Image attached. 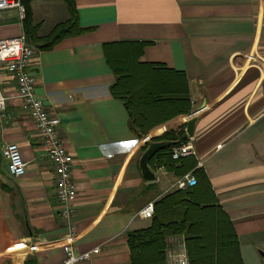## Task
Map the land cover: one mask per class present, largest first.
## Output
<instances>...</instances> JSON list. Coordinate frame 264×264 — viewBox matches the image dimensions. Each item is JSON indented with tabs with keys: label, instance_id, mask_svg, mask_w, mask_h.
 <instances>
[{
	"label": "crops",
	"instance_id": "crops-1",
	"mask_svg": "<svg viewBox=\"0 0 264 264\" xmlns=\"http://www.w3.org/2000/svg\"><path fill=\"white\" fill-rule=\"evenodd\" d=\"M74 4L88 30L52 49L37 48L32 69L37 96L60 119V134L74 157V248H101L85 264H131L127 233L152 224L153 216L143 218L140 210L177 190L173 184L181 176L179 164L177 173L152 157L156 178L147 180L140 158L167 130L186 131L193 116V158L196 165L203 162L197 198L214 204L232 224L239 264H264V0ZM31 6L40 36L70 17L65 0H32ZM22 31L17 9L0 11V38ZM123 41L145 43L140 61L183 71L191 99L188 114L153 126L141 138L130 128L124 102L110 91L115 74L106 45ZM0 86L10 96L7 116L0 112V264H63L68 222L58 215L62 205L50 160L4 69ZM11 142L27 162L22 177L11 175L2 152Z\"/></svg>",
	"mask_w": 264,
	"mask_h": 264
},
{
	"label": "trees",
	"instance_id": "trees-1",
	"mask_svg": "<svg viewBox=\"0 0 264 264\" xmlns=\"http://www.w3.org/2000/svg\"><path fill=\"white\" fill-rule=\"evenodd\" d=\"M32 0H22L26 9L23 28L27 41L41 50L54 48L62 39L88 30L79 24L74 0H65L70 17L52 31L40 36L41 23L34 22ZM144 42L107 43L106 52L112 64L115 81L111 94L121 99L129 115L132 132L137 138L146 135L160 123L191 111L186 75L162 64L140 61ZM185 127L167 130L155 140L185 141ZM173 145L158 150L153 158L179 174L193 170V156L172 158ZM199 169L193 173L198 176ZM198 179V177H197ZM198 183L186 190H175L155 201L152 224L127 233L131 264H166V240L184 234L190 264H239L237 240L232 224L214 204H203L198 198Z\"/></svg>",
	"mask_w": 264,
	"mask_h": 264
},
{
	"label": "built area",
	"instance_id": "built-area-1",
	"mask_svg": "<svg viewBox=\"0 0 264 264\" xmlns=\"http://www.w3.org/2000/svg\"><path fill=\"white\" fill-rule=\"evenodd\" d=\"M17 9L19 17L23 20L26 16L25 5L22 0H0V11ZM37 48L27 41L25 32L10 38H0V64L3 69L15 81V96L22 105L31 113L32 119L40 133L46 154L50 160L55 177L56 197L62 208L58 215L68 222V231L65 234L63 249L65 257L63 264H85L93 255L100 253L99 246L91 250L78 252L74 248V241L78 235V225L74 221L75 206L73 199L77 194L76 183L72 169L74 157L67 149L59 131L60 119L51 112L44 101L37 96V76L32 69V59ZM10 96L5 94L0 86V112L7 116V103ZM221 144L218 145V148ZM3 155L8 159V169L11 175L22 177L27 171V162L17 143L11 142L4 146ZM172 158L179 160L184 157L196 156L197 152L193 143V137L189 136L185 141H178L173 145ZM203 165L198 161L196 168ZM197 176L193 170L178 177L173 184L177 190H186L196 186ZM155 212V202H149L143 207L139 215L143 218H151ZM167 247L168 264H190L189 255L183 234L171 236Z\"/></svg>",
	"mask_w": 264,
	"mask_h": 264
},
{
	"label": "water",
	"instance_id": "water-1",
	"mask_svg": "<svg viewBox=\"0 0 264 264\" xmlns=\"http://www.w3.org/2000/svg\"><path fill=\"white\" fill-rule=\"evenodd\" d=\"M198 118L196 116L191 117L187 123H186V132L189 136H192L195 130V124L197 122ZM177 141H168V140H162V141H151L149 142L147 148L143 152L141 158H140V169L142 171L143 176L147 180H154L155 174L151 171L149 167V160L155 155V153L167 146L174 145Z\"/></svg>",
	"mask_w": 264,
	"mask_h": 264
},
{
	"label": "rangeland",
	"instance_id": "rangeland-1",
	"mask_svg": "<svg viewBox=\"0 0 264 264\" xmlns=\"http://www.w3.org/2000/svg\"><path fill=\"white\" fill-rule=\"evenodd\" d=\"M3 71V65L0 64V72Z\"/></svg>",
	"mask_w": 264,
	"mask_h": 264
}]
</instances>
